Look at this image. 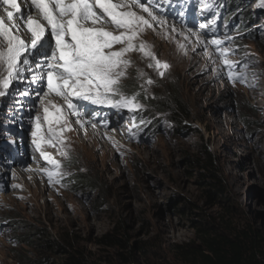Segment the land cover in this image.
<instances>
[{
	"label": "rangeland",
	"instance_id": "374dc122",
	"mask_svg": "<svg viewBox=\"0 0 264 264\" xmlns=\"http://www.w3.org/2000/svg\"><path fill=\"white\" fill-rule=\"evenodd\" d=\"M226 1L230 3L200 0L196 9L206 10L209 4L217 9ZM235 2L253 17L245 30L254 33V39L223 18L216 30L208 28L212 23L207 19L200 21L202 29L196 23L181 25L159 10L153 21L134 8L152 24L137 43L143 41L170 67L158 69L154 60L129 53L131 65L121 86L131 82L144 92L135 98L139 107L129 112L89 103L94 119L69 115L73 130L63 132L65 143L55 147L47 142L40 103L47 91L46 79L41 78L46 69L37 67L46 63L43 49L49 51L50 46L45 43L24 54L21 61L29 63L21 62L17 77L7 89H0L4 93L0 95V264L35 260L41 252L33 237L41 232L50 237L70 235L102 264H180L173 249L197 243L196 231L207 225L257 233L264 241V18L259 16L264 0ZM234 9L238 8L226 6L224 15L233 16ZM219 10L208 19L216 20ZM19 20L15 22L22 25ZM20 32L26 36L23 39L30 34ZM214 40L221 41L220 48L211 43ZM223 48L229 50L234 74L246 77L243 83L229 79L218 55ZM171 89L186 109L176 125L164 112L138 101L165 98ZM46 100L66 108L54 94ZM75 103L79 108L84 104ZM37 116L41 130L34 137ZM41 151L61 165L51 182L48 172L54 166ZM203 151L214 159L226 191L225 198L217 197L213 204L205 198L207 188L198 182L196 163L186 162L203 161ZM84 178L91 188L79 183ZM115 229L129 246L145 252L128 255L96 242ZM28 235L30 245L25 244Z\"/></svg>",
	"mask_w": 264,
	"mask_h": 264
},
{
	"label": "snow or ice",
	"instance_id": "6c2138e0",
	"mask_svg": "<svg viewBox=\"0 0 264 264\" xmlns=\"http://www.w3.org/2000/svg\"><path fill=\"white\" fill-rule=\"evenodd\" d=\"M31 6L46 23L34 20L31 12H22L17 0H0L7 21L21 19L31 36L30 41H26L19 35L21 25L12 23L9 26L4 18H0V89L10 86L21 71V62L29 63L27 59L21 61L29 49L36 50L43 48L45 43L49 44L50 50L45 53L46 63L37 67L46 69L41 78L46 79L47 91L43 93L45 99H41L40 103L43 122L47 124V142L52 147L63 145L65 141L61 134L73 130L67 117L81 115L74 100L126 108L129 112L139 107L135 103V96H126L121 86L131 65V60L126 58L129 53L139 52L144 58L154 60L158 69L170 67L157 59L143 41L137 43L145 28H151L152 24L133 9H141L156 21L158 18L154 14L152 0H31ZM46 35L48 40L45 39ZM211 43L220 48L221 41ZM228 53L227 48L220 49L218 53L228 68V77L243 83L246 77L234 74V65L228 60ZM148 66L153 67V64L149 63ZM160 75H164L163 71H160ZM147 83L151 84L152 80L149 79ZM3 94L0 91V95ZM50 94L62 98L66 108L47 101ZM36 120L34 137L41 130V117L37 116ZM76 123L84 126L79 119ZM131 131L129 129L130 134ZM36 147L40 150L39 143ZM41 155L54 166V170L48 172L51 182L61 165L43 151Z\"/></svg>",
	"mask_w": 264,
	"mask_h": 264
},
{
	"label": "trees",
	"instance_id": "16d2710c",
	"mask_svg": "<svg viewBox=\"0 0 264 264\" xmlns=\"http://www.w3.org/2000/svg\"><path fill=\"white\" fill-rule=\"evenodd\" d=\"M248 2L250 0H230L226 3L229 6L234 5L237 10H232L233 16H228L226 21L229 24L235 25L236 31H243L251 38H255V34L247 32L246 26L253 21V17L249 12H242L237 2ZM241 8V9H240ZM236 11V12H235ZM240 13V15H238ZM236 15L239 17L236 19ZM264 18V10L259 15ZM235 17L233 20L232 18ZM237 20V21H236ZM123 93L128 96L140 98L144 92L137 89L131 82L122 85ZM146 99V100H145ZM138 101L146 105L150 110H160L162 113L169 116L170 122L175 125L181 121L185 115L186 109L184 107L181 96L171 89L165 98H155L147 101V97ZM150 101V102H149ZM149 102V103H148ZM182 129V127H181ZM203 161H190L187 163L193 166L196 165L199 173L198 182L201 186H205V198L210 203H216L218 198H225L226 191L223 188L222 178L220 172L215 167V161L208 151H203ZM79 180V179H78ZM82 180V181H81ZM80 184H84L87 188H91L92 184L88 179H81ZM94 184V183H93ZM209 188V189H208ZM225 200V199H224ZM118 229L111 234H107L97 240L99 245L117 248L122 251H127L128 255L139 252L144 253L143 248L137 246H129L128 242L118 237ZM30 235L26 236V245L31 244L29 240ZM32 239V238H31ZM33 244L36 249L40 250L37 258L29 264H102L97 256L87 251L79 245V243L72 239L68 234H63L59 237H50L45 233L36 234L33 237ZM197 243L185 245L183 247L176 246L173 249V254L180 264H264V241L257 233H243L231 232L225 228L215 225H207L201 231H196ZM118 257H123L121 253H117ZM123 259V258H122Z\"/></svg>",
	"mask_w": 264,
	"mask_h": 264
},
{
	"label": "bare ground",
	"instance_id": "6f19581e",
	"mask_svg": "<svg viewBox=\"0 0 264 264\" xmlns=\"http://www.w3.org/2000/svg\"><path fill=\"white\" fill-rule=\"evenodd\" d=\"M17 3L19 4V6H20V8H21V11L22 12H24V13H28V12H31V15H32V18L34 19V20H37V21H40V22H42V23H46V22H43L42 21V18L40 17V15H39V13L37 12V11H35L33 8H32V6H31V0H17ZM0 11H1V13L3 14V15H1L0 14V18H4L5 20H6V23L7 24H12V23H15V24H17V22H15L16 20L19 22L20 20L19 19H16V20H14V21H12V22H8L7 21V17H6V13H5V10H4V8L3 7H0ZM200 22V21H199ZM202 23V22H201ZM201 23H199V25L201 24ZM21 26H23V21H21ZM202 25V24H201ZM199 28H202V29H204V27H199ZM21 29H24V30H26L27 31V29L26 28H24V27H21ZM21 33V32H20ZM21 37H23L22 36V34H19ZM28 36H27V38L25 39L26 41H30V39H31V36H30V34H27ZM26 36H24L23 38H25ZM45 51V53H46V51H48V49H43V52ZM90 118V117H89Z\"/></svg>",
	"mask_w": 264,
	"mask_h": 264
}]
</instances>
